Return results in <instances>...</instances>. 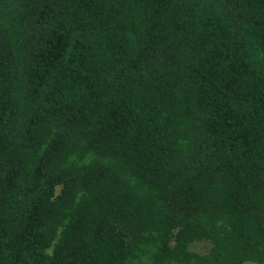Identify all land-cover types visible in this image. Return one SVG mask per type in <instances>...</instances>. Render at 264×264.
Masks as SVG:
<instances>
[{
  "label": "trees",
  "instance_id": "trees-1",
  "mask_svg": "<svg viewBox=\"0 0 264 264\" xmlns=\"http://www.w3.org/2000/svg\"><path fill=\"white\" fill-rule=\"evenodd\" d=\"M244 262L264 0H0V264Z\"/></svg>",
  "mask_w": 264,
  "mask_h": 264
},
{
  "label": "rangeland",
  "instance_id": "rangeland-1",
  "mask_svg": "<svg viewBox=\"0 0 264 264\" xmlns=\"http://www.w3.org/2000/svg\"><path fill=\"white\" fill-rule=\"evenodd\" d=\"M193 250L198 251V252H205L208 248V244L204 241L201 242H196L193 243L190 246ZM244 264H260V263H255V262H244Z\"/></svg>",
  "mask_w": 264,
  "mask_h": 264
}]
</instances>
